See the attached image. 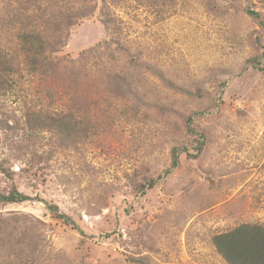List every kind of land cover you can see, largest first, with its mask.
Segmentation results:
<instances>
[{
    "label": "rangeland",
    "instance_id": "374dc122",
    "mask_svg": "<svg viewBox=\"0 0 264 264\" xmlns=\"http://www.w3.org/2000/svg\"><path fill=\"white\" fill-rule=\"evenodd\" d=\"M103 2L124 49L104 28ZM152 3L70 0L92 15L72 29L58 57L85 66L89 77L64 91L26 72L15 46L19 1L0 0L4 46L20 62L0 87V121L23 125L26 106H51L105 127L99 141L60 155L41 174L20 164L12 165V180L0 174V192L14 183L33 199L0 205V216L39 226L31 244L0 251V264H227L213 237L264 225V0H175L164 12ZM99 68L124 83L105 85ZM189 116L209 137L197 159L188 157L197 140L186 131ZM173 146L188 152L179 167L138 193V173L163 174ZM3 151L0 143V161ZM45 203L58 205L86 237L52 219Z\"/></svg>",
    "mask_w": 264,
    "mask_h": 264
},
{
    "label": "trees",
    "instance_id": "16d2710c",
    "mask_svg": "<svg viewBox=\"0 0 264 264\" xmlns=\"http://www.w3.org/2000/svg\"><path fill=\"white\" fill-rule=\"evenodd\" d=\"M19 14L24 16L22 28L16 36V49L18 50L22 64L26 72L43 81L53 82L62 90H73L83 84L88 78L85 66L74 68L64 64L58 55L67 45L72 29L82 20L92 15L89 8L69 4L70 0H18ZM148 4L153 2L160 12L173 5L175 0H145ZM101 14L106 31L112 33L114 42L119 48L124 49L121 40V29L117 31V25L109 15L106 4L103 2ZM106 8V9H105ZM249 14L255 18L259 15L255 12ZM4 38L0 31V87L9 85L12 75L18 72L20 62L4 46ZM95 51L90 50L88 60ZM252 65L256 70L263 71L260 62L253 60ZM99 78H104L105 85L116 84L121 86L124 77L113 73L106 68H99ZM161 76V75H160ZM162 77V76H161ZM163 78V77H162ZM4 88V87H2ZM5 89V88H4ZM53 95L49 94L52 99ZM24 123L0 121V130L3 136L0 143L6 148L5 158L0 161V174L6 179H13L11 167L14 164L22 166L21 171L29 174H41L44 169L51 167L53 161L62 154L71 150L79 151L81 147L96 141L102 137L105 127L88 115H79L74 112H59L51 108H32L26 106L23 112ZM187 133L196 136L195 155L188 157L197 159L207 148L208 136L204 131H198L193 126V116L184 118ZM188 153L181 146L171 148V166L163 174L154 176L138 173L141 183L136 185L140 194L152 190L156 185L177 169L180 165L179 157L182 153ZM33 200L31 197L18 191L13 183L7 193L0 192V205L22 204ZM46 210L52 219L62 222L78 231L83 237L86 235L72 217L63 213L54 203H45ZM29 221V220H28ZM39 226L29 225L20 217L0 216V251H16L23 246L32 243L33 233ZM213 246L219 256L227 264H264V225L243 224L231 231L218 234L213 237ZM133 262L143 263L141 260L132 259Z\"/></svg>",
    "mask_w": 264,
    "mask_h": 264
}]
</instances>
